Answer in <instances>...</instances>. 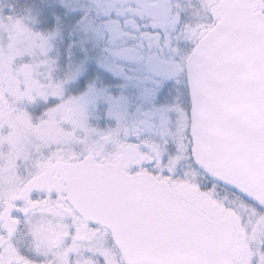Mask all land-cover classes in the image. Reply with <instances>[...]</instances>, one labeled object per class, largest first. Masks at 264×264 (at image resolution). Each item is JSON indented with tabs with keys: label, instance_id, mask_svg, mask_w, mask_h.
<instances>
[{
	"label": "snow or ice",
	"instance_id": "1",
	"mask_svg": "<svg viewBox=\"0 0 264 264\" xmlns=\"http://www.w3.org/2000/svg\"><path fill=\"white\" fill-rule=\"evenodd\" d=\"M0 264H264V0H0Z\"/></svg>",
	"mask_w": 264,
	"mask_h": 264
}]
</instances>
